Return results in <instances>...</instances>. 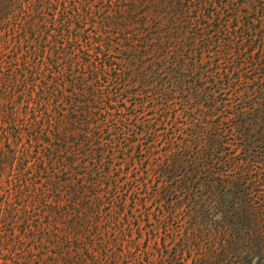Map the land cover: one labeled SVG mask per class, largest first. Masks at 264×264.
Segmentation results:
<instances>
[{"label":"trees","instance_id":"1","mask_svg":"<svg viewBox=\"0 0 264 264\" xmlns=\"http://www.w3.org/2000/svg\"><path fill=\"white\" fill-rule=\"evenodd\" d=\"M0 264H264V0H0Z\"/></svg>","mask_w":264,"mask_h":264}]
</instances>
